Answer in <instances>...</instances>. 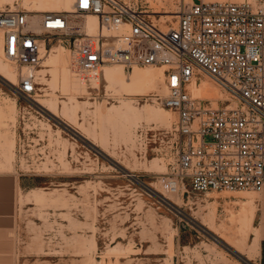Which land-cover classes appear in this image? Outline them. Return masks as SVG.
Masks as SVG:
<instances>
[{"label": "rangeland", "instance_id": "374dc122", "mask_svg": "<svg viewBox=\"0 0 264 264\" xmlns=\"http://www.w3.org/2000/svg\"><path fill=\"white\" fill-rule=\"evenodd\" d=\"M64 1L74 0H0V10L71 11ZM121 1L162 26L174 25L180 5L191 3ZM50 44L34 72L35 93L21 98L15 94L20 70L4 56L0 33V65L14 80L0 76V172L19 179L17 264H254L253 208L243 202L253 192L197 194L187 187L182 196L162 186L176 160L171 144L177 116L158 99L167 93L165 76L158 90L109 82L103 71L97 81L82 80L60 42ZM55 53L66 70L51 63ZM105 68L121 72L124 80L135 71L165 70ZM67 74L69 85L63 81ZM194 80L199 87L210 85V92L192 94ZM194 80L185 86L192 98L214 108L232 102L208 77Z\"/></svg>", "mask_w": 264, "mask_h": 264}, {"label": "built area", "instance_id": "2783aa9c", "mask_svg": "<svg viewBox=\"0 0 264 264\" xmlns=\"http://www.w3.org/2000/svg\"><path fill=\"white\" fill-rule=\"evenodd\" d=\"M89 17L96 18L94 35ZM0 33L4 56L20 70L15 94L21 98L35 93V69L53 40L86 81H97L110 65L165 68L167 93L157 98L177 116L176 160L162 180L167 192H259L264 186V3L182 4L175 24L162 26L121 0H74L70 12L4 8ZM198 75L232 102L214 108L187 95L185 86Z\"/></svg>", "mask_w": 264, "mask_h": 264}, {"label": "crops", "instance_id": "0c3cea01", "mask_svg": "<svg viewBox=\"0 0 264 264\" xmlns=\"http://www.w3.org/2000/svg\"><path fill=\"white\" fill-rule=\"evenodd\" d=\"M203 2H241L239 0H191L195 4ZM246 1V0H243ZM19 179L10 172H0V264H17V246L15 228L17 222V189ZM244 204L253 208L251 221L254 239L252 257L254 264H264V186L259 192H253L243 198Z\"/></svg>", "mask_w": 264, "mask_h": 264}, {"label": "bare ground", "instance_id": "6f19581e", "mask_svg": "<svg viewBox=\"0 0 264 264\" xmlns=\"http://www.w3.org/2000/svg\"><path fill=\"white\" fill-rule=\"evenodd\" d=\"M191 2V0H189ZM71 5L68 1H64V6L66 7V9H71ZM27 12V11H26ZM35 12V11H33ZM70 12V11H69ZM28 13H30L28 11ZM40 13H45V12H40ZM40 13H31L32 15H39ZM173 18V17H172ZM98 31V28H97V24H96V18L95 17H89L88 18V32L92 35L96 34ZM0 49L2 50V46L0 47ZM3 52V50H2ZM1 53V52H0ZM3 54V53H2ZM53 59L51 63H58V62H61L62 64V61L60 59V56L58 54L55 53V55H53ZM50 59V58H49ZM60 64V65H61ZM63 65V68L64 70L65 69V66H64V63L62 64ZM56 67V66H55ZM7 69V68H6ZM9 71V70H8ZM68 73V72H67ZM103 75L105 77V79L109 82H112V81H117L119 80L123 85H126V84H129L130 83H133V84H136L140 87L143 88L144 85H148L149 88H151L152 90H158V87H159V84H160V81H162V78L164 77V74L162 71H158V72H150V73H144V72H140V71H135L133 76H132V79H126L124 80V76H122L121 72L115 70V69H110V68H105L103 70ZM0 76L2 78H4L5 80H7L9 83L11 84H14L10 78V74L0 65ZM164 79V78H163ZM55 80H57V77L55 76ZM83 80V79H82ZM194 80V79H193ZM192 80V81H193ZM14 81V80H13ZM63 81L65 83H68L70 82V79H69V76L68 74L66 76H64L63 78ZM191 81V82H192ZM72 83V82H71ZM69 85V83H68ZM72 86V85H71ZM76 86V85H75ZM74 84H73V87L75 88ZM78 86V85H77ZM200 85L196 84V80H194L193 84L191 85L190 87V91L192 94H200V93H203V92H210L211 90V86L210 85H204L201 87H199ZM79 87V86H78ZM77 87V88H78ZM82 88V87H81ZM80 89V88H78ZM52 107V106H51ZM50 107V109H51ZM54 109V108H53ZM55 112V111H53ZM121 115V114H120ZM128 116V117H127ZM127 116H124L127 117V119H130V114H127ZM175 200V199H174ZM176 203V201H173ZM179 202V201H178ZM251 211V210H250ZM248 212V211H247ZM252 214H253V211H252ZM245 217L243 219L246 218V215H244ZM253 216V215H251ZM248 219V218H246ZM252 219V218H251ZM247 222V221H246ZM244 226V225H243ZM246 226V225H245ZM228 243V242H227ZM237 252H239L237 249H235ZM240 250V249H239ZM243 250V249H242ZM241 250V251H242ZM240 253V252H239Z\"/></svg>", "mask_w": 264, "mask_h": 264}]
</instances>
